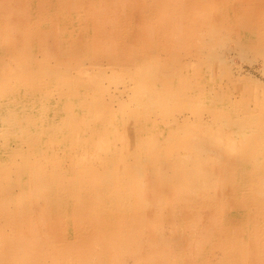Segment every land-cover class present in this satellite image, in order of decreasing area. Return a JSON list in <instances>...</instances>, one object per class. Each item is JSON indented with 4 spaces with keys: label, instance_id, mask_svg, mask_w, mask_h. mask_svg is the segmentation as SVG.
<instances>
[{
    "label": "rangeland",
    "instance_id": "374dc122",
    "mask_svg": "<svg viewBox=\"0 0 264 264\" xmlns=\"http://www.w3.org/2000/svg\"><path fill=\"white\" fill-rule=\"evenodd\" d=\"M51 1L0 0V54L13 70L0 86V199L17 200L26 190L29 197L50 172L60 186L77 173L103 182L108 170L93 155L80 170L71 166L83 143L85 151L94 147L74 136L96 140L116 131L128 137L112 150H123L127 181L140 176L136 196L124 181L133 194L124 203L151 208L120 249L131 225L109 230L120 210L105 214L93 205L89 180L72 182L88 194L70 199L53 238L42 225L48 199L32 196L25 207L36 223L3 239L0 264H264L257 196L264 189V0ZM32 6L49 13L29 50L23 36ZM60 22L72 28L59 34ZM141 95L154 101L143 106ZM151 132L163 134L158 148L142 144ZM189 156L195 159L183 163ZM196 168L210 182L205 195L193 192ZM160 197L168 199L163 209L153 204ZM6 208L18 215L15 204ZM5 213L0 208V237L12 234ZM25 234L36 239L34 248L22 245ZM108 235L116 240L107 243ZM235 239L246 256L236 259ZM12 248L30 259H14Z\"/></svg>",
    "mask_w": 264,
    "mask_h": 264
},
{
    "label": "bare ground",
    "instance_id": "6f19581e",
    "mask_svg": "<svg viewBox=\"0 0 264 264\" xmlns=\"http://www.w3.org/2000/svg\"><path fill=\"white\" fill-rule=\"evenodd\" d=\"M34 6H36V5H34ZM51 10H52V8H51ZM48 13H49V10H47V9L42 11V12H40V10H37V8H35V7H33L31 9L30 21H29L27 27L24 28L25 29L24 31H26L28 29V32H25L24 33L25 36H23V41H24V43L26 42V45H28L29 50L32 49L33 47H36V45H37L36 40L37 39H36L35 35H37V30L41 27V25L44 26V23H45V20L47 18ZM62 24L63 23L60 22L59 26H58V28L60 29L59 34H62L65 31H68L69 27H71V26H69L68 28H65ZM21 28H23V27L21 26ZM6 34L9 35L10 33L7 32ZM28 48H27V50H28ZM145 66L146 65L139 67L138 71H139V69L141 70V68H143ZM146 68H149V67L147 66ZM0 69H2L4 71V72L0 73V76L2 75L0 77V86H1L3 84V82H2L3 79H5L4 77H7L8 73H12V71H13L11 69V65L10 64L6 65V62H4L2 60L1 54H0ZM136 75H142V72H139ZM147 77H148V79H150L153 76H150V77L147 76ZM141 96H144V95H141ZM141 96H140V98H141ZM150 98H152V97H150ZM150 98L147 100V99H145V96L142 97L140 104H142L143 106H146L147 103L151 104ZM72 99L73 98L69 99L68 101H66V103H69V105H72V103H71ZM152 100H153V98H152ZM152 103H154V102H152ZM88 120L89 119H84L81 122L84 123V126H85L86 122ZM173 132H174V130L170 129V133L172 134ZM79 134H80V132L74 136V140L76 139L75 140L76 143L82 142V141L88 142L89 144H93L94 147L92 146L91 148H89L88 150L85 151V149H84L85 143H83L82 144L83 151H80L79 149H77V152L70 154L69 159L71 161V166L80 170V168L85 166V164H86L85 161L89 159L88 154H90V155H93V157L98 159L100 162H102L104 164V168L107 169L108 171H104L105 174H103V175H105V178H103V180H104L103 182L100 181V179L99 180L93 179V172H90L89 179H85L86 178L85 176H82L81 173H77L78 176L72 182L74 183L76 181V183L78 185V184H80V182L88 181V180L90 181L89 183H87L85 185L84 188H89L92 191V192H90L92 194L91 195L92 198L90 199V201L92 200L91 202L93 203V205H96V204L101 205V206H98V209L101 212H102V209L105 211V214H107V212H110V211L113 213V212H118V210H120L121 215H119L118 217H120L121 219H118V217H116L115 222L112 225L110 224L111 228L109 227V230L113 231V230L119 229V232L122 233L120 228L123 226V223H125V224L128 223L131 225L132 230L129 233H127L126 236L132 237V235H134V236L138 235V233L140 232L141 226L144 222L143 219H144L145 215L147 214L146 212L151 207H150L149 203L142 202V201L135 203L136 207H132V205H129V204L126 205L124 203V202H126V199L128 196L133 195V194H130L131 192L135 194L133 196H136L138 194L136 189H138V187H139V186H137V183L139 184L138 180H139L140 176L138 174L132 172L133 173L132 178L128 182L127 179L130 178L129 177L130 175H128L126 173L129 172V170H128L129 168L127 166H125L124 163H123L124 165L122 164V157H124L123 156V150L120 151L117 147H115L119 151H117L115 153H113V151H112L114 148L115 141L120 140L121 143H125L128 141L127 135L124 132L123 133L122 132L116 133V131H115L114 134L112 135V138L106 137L104 135V133H102V134L98 135L96 140H92V139H89L90 137L88 139H86V138H84L83 135L81 136ZM164 134L166 135L165 140L168 141L170 139V135H168L165 132H164ZM148 135H149V139L145 142L141 141L142 144L145 146L149 145V146H151L152 149L158 148V146H159L158 140L160 139V137L163 134L151 132ZM60 141H61V137L58 138L57 141H54L51 144H59ZM137 141H138V139H137ZM116 144L118 145V143H116ZM38 147H37V149H38ZM124 155H125V152H124ZM189 157H190L189 160L186 159L182 162L187 163V162H190L191 160L193 161L195 159L194 156H189ZM197 169L198 168H196V171H198ZM200 171L196 172V174H197L196 176L199 179L201 178L199 181L200 187L198 189L197 188L194 189L193 192H200L202 195H205L206 192L208 193L211 186H210V182L207 180V175L205 173H203L204 170L203 169L201 170V168H200ZM114 172L118 175V177H119L118 179L116 178L117 175L116 176L114 175ZM162 173H160V174H162ZM47 178H48V180H46V182L39 181L40 183L38 182V184L36 186H33L34 187L33 190H29V191H31V194H32V195H29V197L27 196V190L25 189L26 190L25 193L20 198H18L17 200H14L13 198L10 199L8 197H6L5 200H3V198L0 199V208L4 212H6L5 214L7 215V218L9 219V222H11L13 229H14V230L11 229V231H12L11 235L5 229L6 233H8V234L6 236L4 233H2V235L0 237V246H3L5 243L3 241V239L8 242L9 238L12 239L16 235H18V237L20 236V232L18 231V225H21L24 228H27L26 230L28 232L31 229V226L36 223V222H33L31 217H29V210L25 207L27 205L26 201H28V198L30 199V198H32V196H34V197H37V199H41V198H47L48 199V204H44L43 207L41 208L42 212L45 213L42 225L46 228V233H47L48 237L53 238L54 235H56V229H57V225H54V221H57L58 219L65 221L64 217L66 214V210H68V203H70L69 202L70 199H72L74 197L79 198V197H82V196L88 194L86 189H83V191H82V190H79L78 187H76V185L71 186L72 182H71L70 178H68L70 181H68V182L64 181L63 182L64 185H61V186L59 185V180L55 177V175L53 173L50 172V174L47 176ZM124 181H125V183H127L126 184L127 188L129 185V189L132 188V186H134V187L137 186L136 189L132 188V190H130L131 192L130 191L126 192V186L124 184ZM54 185L57 186L56 191L54 190L55 188H53ZM46 186H50L51 188L47 187L48 190L46 191ZM26 188H27V186H26ZM65 190L68 191V194L66 193L67 191L65 192ZM257 196H259L264 203V189L259 190L257 192ZM83 200H80V203ZM12 204H15L17 206V209H13V210H16L17 212L19 210L18 215H15L12 211L10 212V210H8L6 208V206H8V205L12 206ZM153 204H154L155 208H156V206L157 207L159 206L160 209H163L164 207H166L168 205V199H166V198L164 199L163 197H160V199H158L156 201L154 200ZM125 205L127 207L126 214H123ZM80 206L82 209L86 208V206L82 203ZM22 213L25 216L22 217L21 216ZM19 215H20V218H19ZM141 221H143V222L141 223ZM179 227L181 228L180 225H179ZM105 230H108V229H105ZM65 231H66V233H68L71 230L65 229ZM40 232H41V229H39L37 231V238H38V235L40 234ZM58 233H59V230H58ZM119 237H120V235H119ZM130 237L124 239L123 245L120 247V249L131 244L130 242H132L133 240ZM114 238L116 240V236L111 237L108 235V237H105V240L107 241V243H109V240H110V243H111V242H114ZM20 240H23L22 245H26V247L28 246V247L34 248L36 239L31 240V237H27V235L25 234L22 236V238L20 237ZM235 240H236V244L233 243V247L237 248V251L234 252L236 254L235 255L236 259H238V255L241 256V254H242V257L246 256L245 251H244V246L243 245L241 246V243H240V241H238V239H235ZM237 244H239V245H237ZM242 244H244V242H242ZM256 246H257V244L254 242L253 249H251V252L253 250L257 251ZM22 248L23 247H21V249ZM3 249H2V247H0V257H2V258H3V255H5L3 253ZM14 249L15 248L11 249L13 258L14 259L16 258L18 261H19V259L17 258V255L20 259L22 258V261L27 260V258H29V256L31 255V253L28 255V251L26 253H24L23 251L20 252V249H18V248H17L18 250H14ZM23 250H25V246H24ZM226 256L227 257L225 258V262H229L230 261L229 259L231 257L228 256V254ZM98 259L100 260L101 258H98ZM1 262H4V261L2 260ZM160 262H161V259H160ZM160 264H162V262Z\"/></svg>",
    "mask_w": 264,
    "mask_h": 264
}]
</instances>
